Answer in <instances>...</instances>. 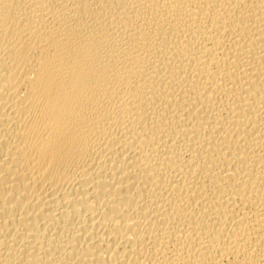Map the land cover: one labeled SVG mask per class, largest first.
Returning <instances> with one entry per match:
<instances>
[{
    "label": "bare ground",
    "instance_id": "obj_1",
    "mask_svg": "<svg viewBox=\"0 0 264 264\" xmlns=\"http://www.w3.org/2000/svg\"><path fill=\"white\" fill-rule=\"evenodd\" d=\"M0 264H264V0H0Z\"/></svg>",
    "mask_w": 264,
    "mask_h": 264
}]
</instances>
